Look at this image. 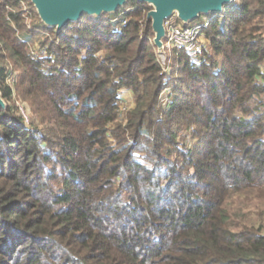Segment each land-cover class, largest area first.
I'll return each mask as SVG.
<instances>
[{
    "label": "trees",
    "instance_id": "obj_1",
    "mask_svg": "<svg viewBox=\"0 0 264 264\" xmlns=\"http://www.w3.org/2000/svg\"><path fill=\"white\" fill-rule=\"evenodd\" d=\"M150 8L58 30L0 0V264H264V0L226 4L169 71Z\"/></svg>",
    "mask_w": 264,
    "mask_h": 264
},
{
    "label": "water",
    "instance_id": "obj_2",
    "mask_svg": "<svg viewBox=\"0 0 264 264\" xmlns=\"http://www.w3.org/2000/svg\"><path fill=\"white\" fill-rule=\"evenodd\" d=\"M40 19L56 29L62 28L69 21L77 20L83 13L99 15L113 12L126 0H31ZM150 4L146 19L151 22L154 32L153 41L162 46L165 33L164 20L174 13L182 21H190L201 13L220 12L232 0H139ZM6 103L0 92V107Z\"/></svg>",
    "mask_w": 264,
    "mask_h": 264
},
{
    "label": "built area",
    "instance_id": "obj_3",
    "mask_svg": "<svg viewBox=\"0 0 264 264\" xmlns=\"http://www.w3.org/2000/svg\"><path fill=\"white\" fill-rule=\"evenodd\" d=\"M173 15L164 20L165 33L163 37L166 38L168 44H170L172 48L182 50L184 53L192 57L199 56L207 46V39L203 33V30L208 25L210 19L212 18V15L206 16L200 20H190L186 22L179 19L176 14L174 16L176 20H172ZM262 72V78L264 81V70H262ZM162 95L163 93L161 94V98ZM12 97L17 106V112L19 113V115L25 122H29L30 110L27 103L24 102V100L18 99V96L15 92L12 93ZM120 97L121 110L128 108L133 102L131 93L130 95L126 96L120 93ZM128 97L130 98L131 104H127L124 100L128 99Z\"/></svg>",
    "mask_w": 264,
    "mask_h": 264
},
{
    "label": "rangeland",
    "instance_id": "obj_4",
    "mask_svg": "<svg viewBox=\"0 0 264 264\" xmlns=\"http://www.w3.org/2000/svg\"><path fill=\"white\" fill-rule=\"evenodd\" d=\"M216 13L217 12L203 13V15H201V17L200 16L199 17H196V19H194V20H200L204 16H207V15L210 16V14L213 16ZM174 16H175V13L172 16V20H176ZM27 20H29V19H27ZM153 37H154V32H153V36H152V39L151 40H152L153 44L155 45V43L153 41ZM206 44H207V42H206ZM155 47H156V51H157V54H158V58H159L160 62L163 65V70H168L169 71V69L167 68V65H168V63L171 60V57H172L171 54H172V49L173 48L171 47L170 44H168V42H167V40H166L165 37L162 38V46L161 47H158L157 45H155ZM4 66L9 71V73L7 74V77H6L7 78L6 81L9 82V83H12L13 80H14V78H15V76H17L18 72L16 70H13L14 67H13V64H12V59L9 58L8 56L7 57L6 56L4 57ZM168 91H169V89L162 90V92H161V94L163 93L162 98H161V94H160V99L163 101V103L167 99V92ZM124 96H126V95H124ZM18 99L24 100L23 97H21L20 95H18ZM124 100L126 101L127 104H131V101H130V98L129 97H128V99H124ZM24 102L27 103L26 100H24ZM27 105H28V103H27Z\"/></svg>",
    "mask_w": 264,
    "mask_h": 264
},
{
    "label": "crops",
    "instance_id": "obj_5",
    "mask_svg": "<svg viewBox=\"0 0 264 264\" xmlns=\"http://www.w3.org/2000/svg\"><path fill=\"white\" fill-rule=\"evenodd\" d=\"M120 93L123 95H130L131 92L128 89H122Z\"/></svg>",
    "mask_w": 264,
    "mask_h": 264
}]
</instances>
